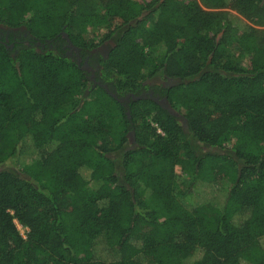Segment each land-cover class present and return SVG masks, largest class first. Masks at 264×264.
Returning a JSON list of instances; mask_svg holds the SVG:
<instances>
[{
  "label": "trees",
  "instance_id": "trees-1",
  "mask_svg": "<svg viewBox=\"0 0 264 264\" xmlns=\"http://www.w3.org/2000/svg\"><path fill=\"white\" fill-rule=\"evenodd\" d=\"M0 25L39 42L0 43V264H264V0H0ZM112 39L96 84L68 40ZM148 90L178 115L120 101Z\"/></svg>",
  "mask_w": 264,
  "mask_h": 264
},
{
  "label": "rangeland",
  "instance_id": "rangeland-1",
  "mask_svg": "<svg viewBox=\"0 0 264 264\" xmlns=\"http://www.w3.org/2000/svg\"><path fill=\"white\" fill-rule=\"evenodd\" d=\"M146 1H150V0H146ZM195 1L200 2L201 0H195ZM230 13L234 14L235 12H230ZM116 25L117 24H114V26H116ZM254 29H255V31L257 33L258 41L260 42V44L264 45V27H254ZM103 34H106V31H103L102 35H100V34L96 35L94 32L90 31L89 34H88L89 35L88 37L91 40H93L95 44H98V43H100L103 40V37H104ZM113 42H114V39L108 40V41H105V42L101 43L98 46V48H96L95 50H93L91 52V55L89 57L91 62L90 61H88V62L89 63H93L96 59H98L99 55H102V56H104L106 58L107 55H108V52H110L111 48L114 45ZM68 55L70 57H72L74 60H77V56H76L74 50H72V51L70 50L68 52ZM159 55L160 54H158L157 56H159ZM93 57H95V58H93ZM77 62H79V64H81L83 66L82 67L83 69H86V70L88 69L87 71L92 73L91 72L92 68L89 65V63H88V66H86V64H85L86 61L84 62V60H81V61L77 60ZM146 72H148V70ZM89 78H90L91 81H93L94 83L96 82V84H98L97 81H96V77L95 76L93 77V80L91 79V76ZM176 82L177 81H173V80L164 81L163 78H161L160 76L157 75V76L153 77L150 81H148L147 84L150 85V86H153V87L154 86H159V85H162L164 87H166V86L169 87V86L175 85ZM100 85H102V84H100ZM102 86L104 87V85H102ZM105 87H107V86H105ZM107 92L110 95L111 91H107ZM131 97L133 98V96H131ZM131 97H129V98L126 97L127 99H121L120 101L122 103H124V105H126V103H128L130 101ZM142 97L150 98V97H153V96H150V95L147 94L146 96H142ZM158 101H161L166 107H169V103L165 102L166 101L165 99L163 100V99L159 98ZM183 125L186 127L185 122L183 123ZM121 132H123V131H119L118 130V132H116V133H121ZM127 137L129 138V143L132 145L134 143L133 133H129L127 135ZM236 146H237V139L231 140L230 142L227 143V146H226L227 151L229 153H231V150H233V148L236 147ZM194 148H195L196 152L199 155H202L203 153H207V152H216L217 151V150H211V149L207 148L206 146L200 145L198 143H194ZM117 156H119V155H115V158ZM117 162H119V160ZM118 167H119L118 168V175H120V179L122 180L123 177H124L123 172H122V168H121V166H118ZM1 168L2 167H0V170H1ZM177 182H178V191H185L186 189L189 188V186L191 184V180L188 177H185V176L182 175L180 168H177ZM17 228H18V230H19L21 235L24 234V232H25L24 231V227H22L21 225H19L17 223Z\"/></svg>",
  "mask_w": 264,
  "mask_h": 264
},
{
  "label": "flooded vegetation",
  "instance_id": "flooded-vegetation-1",
  "mask_svg": "<svg viewBox=\"0 0 264 264\" xmlns=\"http://www.w3.org/2000/svg\"><path fill=\"white\" fill-rule=\"evenodd\" d=\"M0 43L4 44L10 52H14L15 46L18 44H22V43H35V46H37V47L39 46V42H37V41L35 42V39L31 36L30 32L28 31V29L25 26H21L18 28H8V27L0 25ZM68 47H69V45H68ZM73 49H75V48H71V51ZM108 54H109V52H108ZM76 56H77L78 61L82 60L79 53H77ZM85 61H86V63H85L86 66H88V61H91V60L89 57H87V59ZM91 72H92L91 79L93 80V77L95 76V72L93 69L91 70ZM147 94L150 96H153L154 98H157V99L160 98V96L158 94H156V92L154 90H148V91L144 92V94L142 96H146ZM129 97H131V96H128L127 98H129ZM127 98H125V99H127ZM160 99L164 100L165 98H160Z\"/></svg>",
  "mask_w": 264,
  "mask_h": 264
},
{
  "label": "water",
  "instance_id": "water-1",
  "mask_svg": "<svg viewBox=\"0 0 264 264\" xmlns=\"http://www.w3.org/2000/svg\"><path fill=\"white\" fill-rule=\"evenodd\" d=\"M68 43H69V47H70V48H74V47H72V45L70 44V41H69V40H68ZM105 88L107 89V87H105ZM110 96H112L113 98L117 99L116 95H115L114 93H112V92H110ZM140 99H146V97H142V96H140V97H134V96H133V100H134V101H138V100H140ZM149 99L155 101L156 103H158L159 105H161L164 109H167L168 111H170L172 114H176V115H178L174 110L171 109L170 105H169V107H166L161 101H158L157 98L150 97ZM165 100H166L165 102H168L167 99H165ZM184 122H185V121H184ZM185 125H186V127H187V123H186V122H185Z\"/></svg>",
  "mask_w": 264,
  "mask_h": 264
},
{
  "label": "built area",
  "instance_id": "built-area-1",
  "mask_svg": "<svg viewBox=\"0 0 264 264\" xmlns=\"http://www.w3.org/2000/svg\"><path fill=\"white\" fill-rule=\"evenodd\" d=\"M158 133L162 134L161 130L158 129ZM24 231H25V232H24V234H22V237H23L24 239H26L29 230H28V228H25V227H24Z\"/></svg>",
  "mask_w": 264,
  "mask_h": 264
}]
</instances>
